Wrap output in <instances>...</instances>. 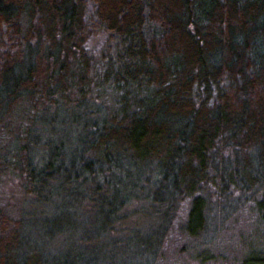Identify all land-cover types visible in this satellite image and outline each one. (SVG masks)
I'll return each instance as SVG.
<instances>
[{"label":"trees","instance_id":"16d2710c","mask_svg":"<svg viewBox=\"0 0 264 264\" xmlns=\"http://www.w3.org/2000/svg\"><path fill=\"white\" fill-rule=\"evenodd\" d=\"M6 177L0 264H158L183 201L190 238L211 198L264 219V0H0ZM138 202L156 235L118 238Z\"/></svg>","mask_w":264,"mask_h":264},{"label":"rangeland","instance_id":"374dc122","mask_svg":"<svg viewBox=\"0 0 264 264\" xmlns=\"http://www.w3.org/2000/svg\"><path fill=\"white\" fill-rule=\"evenodd\" d=\"M262 174L261 171L258 172V175ZM16 188L17 182L10 177L3 179L0 195L2 191L1 199L5 198L6 204L9 206L15 205L21 199ZM210 200L205 215L207 230L195 238L184 235L178 229L177 221L178 223L184 221L188 207L187 201L180 204L177 221L174 220L175 227L167 232V237L157 252L158 264H264V219L262 214L260 216L256 214L253 204L248 201L241 204L236 200L228 199L216 204L214 199ZM137 204L139 207L138 205L130 207L137 212L140 211V208H143L144 212L147 210L146 202ZM141 212L137 214L136 218L129 217L120 226L123 232L117 236L118 238L130 237L133 230L128 227L129 224L138 228L142 239L156 235L152 233L155 232L153 228L162 224V221L155 218H149L146 221L145 213ZM192 224L196 225V222L193 220ZM131 248L127 251L110 250L111 264H154L151 257L144 258L142 256V254H146L144 251ZM50 255H55V253L51 252Z\"/></svg>","mask_w":264,"mask_h":264}]
</instances>
